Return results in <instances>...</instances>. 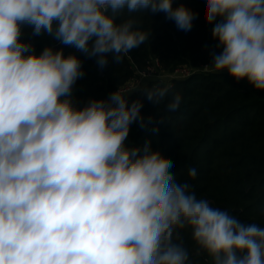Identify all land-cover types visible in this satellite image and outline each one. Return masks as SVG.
Segmentation results:
<instances>
[{
  "label": "clouds",
  "instance_id": "clouds-1",
  "mask_svg": "<svg viewBox=\"0 0 264 264\" xmlns=\"http://www.w3.org/2000/svg\"><path fill=\"white\" fill-rule=\"evenodd\" d=\"M146 9L185 32L197 16L173 0H0V264H188L184 229L213 264H264V227L198 199L149 143L126 146L134 122L146 127L141 101L117 90L76 106L79 57L21 40L29 27L103 69L148 39L134 18L117 22ZM204 20L222 49L206 67L264 91V0H205Z\"/></svg>",
  "mask_w": 264,
  "mask_h": 264
},
{
  "label": "trees",
  "instance_id": "trees-1",
  "mask_svg": "<svg viewBox=\"0 0 264 264\" xmlns=\"http://www.w3.org/2000/svg\"><path fill=\"white\" fill-rule=\"evenodd\" d=\"M181 4L197 14L187 32L179 30L162 12L125 10L117 22L134 18L135 27L148 33V39L120 63H114L109 55L103 69L95 57L88 58L46 34L34 36L29 27L23 28L21 40L31 43L37 55L52 47L63 50L65 56L79 57L84 75L76 81L71 99L83 107L91 99H107L137 75L136 65L145 69L151 57H158L163 68L170 71L178 65L212 63V56L222 49L212 37L215 22L204 20L205 0H173L174 8ZM166 84L172 88L159 105L148 100L147 89ZM177 94L181 96L180 106L169 111L167 105ZM125 98L129 106L136 100L142 102L140 114L146 124L141 128L137 121L130 126L127 147L142 149L149 143L153 151L171 159L170 171L176 182L189 183L198 199H207L213 207L244 223L264 227V91L255 90L247 79L237 81L227 70L217 73L201 69L180 78L147 77ZM154 128L158 132H153ZM189 168L196 169L195 178L188 176ZM175 242H182L188 250V264H213L192 240L190 229L179 230Z\"/></svg>",
  "mask_w": 264,
  "mask_h": 264
},
{
  "label": "built area",
  "instance_id": "built-area-1",
  "mask_svg": "<svg viewBox=\"0 0 264 264\" xmlns=\"http://www.w3.org/2000/svg\"><path fill=\"white\" fill-rule=\"evenodd\" d=\"M206 65H210L206 63L201 65L200 67H193L189 65H178L173 70H171V74L169 72L168 79L176 78V77H186L195 72L196 70H210ZM137 75L132 76L129 80H127L124 84H122L117 90H119L122 94L127 95L137 90L142 83L145 81L147 77H156V78H165L162 75H165L166 71L163 68L162 63L158 57H151L147 59L145 69L140 70L138 66H135Z\"/></svg>",
  "mask_w": 264,
  "mask_h": 264
},
{
  "label": "rangeland",
  "instance_id": "rangeland-1",
  "mask_svg": "<svg viewBox=\"0 0 264 264\" xmlns=\"http://www.w3.org/2000/svg\"><path fill=\"white\" fill-rule=\"evenodd\" d=\"M169 72H170V74H171V71H170V70H167V71L165 72L166 74H165V75H162V76L165 77V78L168 77Z\"/></svg>",
  "mask_w": 264,
  "mask_h": 264
},
{
  "label": "crops",
  "instance_id": "crops-1",
  "mask_svg": "<svg viewBox=\"0 0 264 264\" xmlns=\"http://www.w3.org/2000/svg\"><path fill=\"white\" fill-rule=\"evenodd\" d=\"M72 98V97H71Z\"/></svg>",
  "mask_w": 264,
  "mask_h": 264
}]
</instances>
